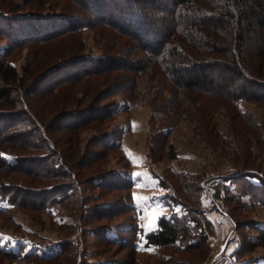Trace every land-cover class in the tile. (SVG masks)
<instances>
[{
  "label": "rangeland",
  "instance_id": "374dc122",
  "mask_svg": "<svg viewBox=\"0 0 264 264\" xmlns=\"http://www.w3.org/2000/svg\"><path fill=\"white\" fill-rule=\"evenodd\" d=\"M119 2L125 4L124 0ZM142 5L136 6L130 0L128 7L145 10ZM146 7L145 11L150 13L158 10ZM71 8L83 13L68 0H0V11L8 15L0 17V50L11 44L10 39H28L26 35H33V25L39 27L41 23L32 17H58L73 13ZM133 17V25L129 26L132 29L138 19ZM29 19L31 23L26 24ZM61 22L67 23L62 19ZM100 27L86 26L80 34L83 52L92 57L106 53L108 40ZM25 45L13 47L7 56L20 73L29 53L38 50L36 41ZM165 81L162 73L149 66L137 76L132 92L128 90L105 101L113 100L114 114L104 124L95 121L81 128L79 139L76 138L89 153L86 157L92 156L93 151L99 153L96 152L91 167L82 168L89 170V174L76 177L71 183L76 188H68L59 205L43 208L37 202L49 195L45 189L47 182L43 181L41 186L33 175L11 174L13 181H8L19 188H10L4 194L0 191V264H125L129 259V264H264V102L241 98L232 102L196 92L187 96L189 106L180 100L170 104L171 86ZM162 104L168 107L165 109ZM169 127L172 128L165 135ZM25 128L27 122L22 126L23 133ZM30 131L34 137L28 141L39 135L35 128ZM108 131L120 148L102 151L95 144ZM66 133L47 131L51 139L58 137L62 141L68 139ZM54 144L58 152L62 151L56 141ZM22 148L25 150L20 156L25 157V165L35 169L38 161L28 147ZM0 151L8 161H17L16 155L4 149L3 144ZM171 151L176 155L171 156ZM69 168L75 172L78 169L75 164H69ZM93 172L96 173L92 176L99 178L108 173L115 175L110 181L131 180L130 197L128 189L110 187L113 181L108 183L109 187L96 186L90 176ZM16 195L21 203L14 201ZM115 207L129 209L111 216L102 213ZM190 207L196 208L205 221L199 231L192 232L203 230L209 237L208 243L199 249L183 251L147 245L142 238L134 255H130L129 249L107 244L95 233L104 230L119 237L121 231L137 225L141 236L156 229L162 216L185 218L184 222L194 225L189 217ZM198 239L188 237L180 243ZM250 242L255 246L248 249ZM239 249L244 250L242 256Z\"/></svg>",
  "mask_w": 264,
  "mask_h": 264
},
{
  "label": "trees",
  "instance_id": "16d2710c",
  "mask_svg": "<svg viewBox=\"0 0 264 264\" xmlns=\"http://www.w3.org/2000/svg\"><path fill=\"white\" fill-rule=\"evenodd\" d=\"M68 1L77 4L83 13L71 8L73 13H66L69 16L64 13L40 19L36 15L32 18L41 26L33 25L31 37L10 39L11 44L0 50V144L10 149L17 159L15 163L8 161L0 151V176L6 180L0 181L3 194L17 187L9 181H13L11 174L20 172L33 175V180L41 186L43 181L47 182L45 189L50 193L37 201L40 207L59 205L67 189L76 188L71 185L76 177L89 174V170L82 168L91 167L99 153L93 151L92 156L86 157L89 153L78 143L81 128L95 121L104 124L114 114L113 100L105 101L116 94L132 92L137 76L149 66L162 73L166 85L171 86L170 104L180 100L181 104L189 106L187 96L196 92L232 102L240 98L264 102V0H132L136 6L142 3L145 10L149 5L158 9L152 10L153 13L128 7L130 0H124L125 4L119 0ZM133 15L138 19L135 18L137 26L132 29L129 26L133 25ZM0 17L8 18V15L0 11ZM61 19L67 23H62ZM30 23L31 19L27 20L26 24ZM86 26H102L100 30L108 40L104 55L92 57L83 52L84 40L80 34ZM33 41L37 42L38 50L29 53L28 62L20 73L7 56L13 47L23 48ZM166 104L161 106L166 109ZM4 120L8 122L2 125ZM26 122L28 128L23 133L22 126ZM31 128L39 135L28 141L34 137ZM171 128L164 134L168 135ZM50 129L67 131L68 139L62 141L56 135V139H51L47 135ZM112 135L109 131L102 133L95 146L102 147V151L120 148ZM54 141L62 151L55 149ZM23 146L28 147L38 161L35 169L27 167L25 157L20 156L25 150ZM175 155L171 151V156ZM69 164H75L77 171L70 169ZM108 174L100 178L92 176L94 184L100 188L107 186L114 180L110 181V177H116ZM112 183L110 187L128 189L130 197L131 180L115 179ZM18 196L13 199L21 203ZM183 202L190 204L185 199ZM123 208L115 207L102 213L111 216L129 209ZM192 208L189 217L194 225L184 222L185 218L174 220L162 216L157 228L140 234L142 237L137 225L121 231L119 237H112L104 230L95 233L107 244L129 249L130 255H134L137 242L142 238L147 245L183 251L199 249L208 243L209 237L203 230L196 232L205 221L199 211ZM193 230L196 231L193 233ZM194 236L198 241L180 243ZM254 246L255 243L250 242L248 249ZM238 253L241 255L244 250L239 249ZM129 260L125 264H129Z\"/></svg>",
  "mask_w": 264,
  "mask_h": 264
},
{
  "label": "crops",
  "instance_id": "0c3cea01",
  "mask_svg": "<svg viewBox=\"0 0 264 264\" xmlns=\"http://www.w3.org/2000/svg\"><path fill=\"white\" fill-rule=\"evenodd\" d=\"M147 233V232H146Z\"/></svg>",
  "mask_w": 264,
  "mask_h": 264
}]
</instances>
